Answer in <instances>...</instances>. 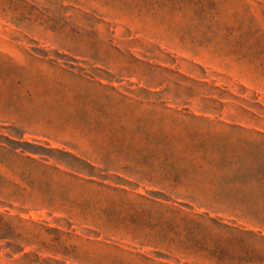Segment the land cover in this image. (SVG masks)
<instances>
[{"label": "rangeland", "instance_id": "374dc122", "mask_svg": "<svg viewBox=\"0 0 264 264\" xmlns=\"http://www.w3.org/2000/svg\"><path fill=\"white\" fill-rule=\"evenodd\" d=\"M0 142V179L74 203L0 264H264L209 220L262 230L264 0H0Z\"/></svg>", "mask_w": 264, "mask_h": 264}, {"label": "trees", "instance_id": "16d2710c", "mask_svg": "<svg viewBox=\"0 0 264 264\" xmlns=\"http://www.w3.org/2000/svg\"><path fill=\"white\" fill-rule=\"evenodd\" d=\"M10 144H21L20 141H13L12 139L6 138ZM0 148H3L2 142H0ZM22 145H10L11 151L15 154L17 150L20 149V156L24 157L26 160L32 163H40L42 166H45L44 161H47L50 158L54 160H59L53 154L55 152H62L59 149H52L42 145H36L34 143H29L27 141L23 142ZM26 146V147H25ZM69 155V153H66ZM34 155L39 156V160L34 157ZM74 160L79 161L78 157L74 156ZM57 170L56 165L52 166ZM264 178V174H263ZM46 186H48L46 184ZM41 185L34 184L33 182H27L24 185L16 181L0 179V241L5 242L6 247L12 248L15 243L14 240H19L20 242H27V239L21 234H15L14 222L17 221L23 225L33 224L40 225L45 227V221L34 219L31 216V211L40 212L46 210L47 215L52 216L54 213H65L70 214L73 211L74 203L67 198H57L53 196H47L42 194H35L34 191H40ZM141 198H146L144 195L137 194ZM248 211L241 216H251V218H258L255 224H258L262 230H264V205L261 209V212L255 213L252 212V209H247ZM14 212V213H13ZM58 219V218H56ZM211 223L219 228L225 229L230 234H233V237H236V233L245 232L250 235H258L260 238L264 239L262 230L258 232H253L244 228V226H237L236 222L233 221L231 224L224 222L222 218L213 219L209 217ZM251 222L252 219H249ZM192 222V221H191ZM67 231H62L54 227H46L47 232H53L56 234L53 241H55L59 246L62 247L60 251L64 256H69L70 249L69 245L65 244L66 239H62V236L70 238L74 236V229L71 227V223L67 221ZM19 247V245H17Z\"/></svg>", "mask_w": 264, "mask_h": 264}]
</instances>
